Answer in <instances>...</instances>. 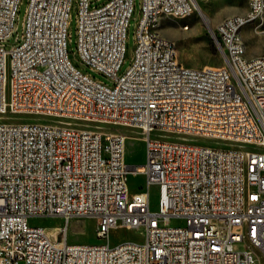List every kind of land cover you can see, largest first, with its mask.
I'll return each mask as SVG.
<instances>
[{"label": "built area", "instance_id": "2783aa9c", "mask_svg": "<svg viewBox=\"0 0 264 264\" xmlns=\"http://www.w3.org/2000/svg\"><path fill=\"white\" fill-rule=\"evenodd\" d=\"M20 1L0 0V264H264V57H247L241 30L264 0L209 29L222 65L202 69L182 66L160 32L197 0H139L122 74L134 0H27L17 38ZM73 3L84 72L67 49ZM121 128L141 133L142 164L125 162ZM47 216L93 218L104 242L68 243L65 227L59 247L28 223ZM116 228H142L143 240L110 245Z\"/></svg>", "mask_w": 264, "mask_h": 264}, {"label": "rangeland", "instance_id": "374dc122", "mask_svg": "<svg viewBox=\"0 0 264 264\" xmlns=\"http://www.w3.org/2000/svg\"><path fill=\"white\" fill-rule=\"evenodd\" d=\"M108 0H100L97 3L103 4ZM198 12L187 18L186 20H176L172 18L163 17L160 25L161 34L168 40L175 44L177 60L186 68L202 69L204 67H218L222 65V61L218 56L210 36L209 29L214 30L215 26L222 19H227L233 16L244 15L248 9L247 0H197ZM27 7V0H21L19 4L16 36L21 35V26ZM139 0H134V9L132 19L129 22V28L126 41V55L125 61L121 67L119 74L124 73L131 64L134 50V35L139 18ZM76 4L73 3L69 26L67 29V49L69 52V59L74 66H78L83 72L84 68L79 65L76 54L77 42V23H76ZM188 25V31H182V26ZM264 16L262 19L245 27L242 31V37L246 49L247 57L263 56L264 57ZM94 76V75H93ZM95 78L102 80L105 84L111 85L99 76ZM27 120L28 122H47L49 119L38 116H9V122H21ZM105 128V127H103ZM107 130L112 128L107 127ZM118 131L124 133L127 138V148L125 159L128 165H140L144 161V142L139 131L131 128H121ZM157 134H152L155 137ZM179 139L180 137H173ZM187 140L203 145H213L215 141L205 140L202 138L187 137ZM192 142V141H191ZM217 147V146H216ZM143 182V179L138 177L130 180L129 186L135 190L137 186ZM158 191L156 188L150 190V209L155 211L157 209ZM28 223L32 226H43L53 239L60 241L57 246L63 245L61 238L62 233L59 229L65 228L67 231L68 243H85V244H100L104 241L97 236L96 221L90 217H76L71 218L67 224L61 217H30ZM170 226H182L184 221L181 219H170L167 223ZM132 240L141 242L143 240L142 228L127 229L116 228L109 232V243L114 245L122 241Z\"/></svg>", "mask_w": 264, "mask_h": 264}, {"label": "bare ground", "instance_id": "6f19581e", "mask_svg": "<svg viewBox=\"0 0 264 264\" xmlns=\"http://www.w3.org/2000/svg\"><path fill=\"white\" fill-rule=\"evenodd\" d=\"M263 16H264V10H257L255 13V21L262 19ZM241 17H244V15L233 16V17L225 19V21H235L237 18H241ZM167 18H172L176 20H184V17L181 15H169L167 16ZM248 25H249V22H241V30H243ZM243 48H245L244 41H243Z\"/></svg>", "mask_w": 264, "mask_h": 264}, {"label": "crops", "instance_id": "0c3cea01", "mask_svg": "<svg viewBox=\"0 0 264 264\" xmlns=\"http://www.w3.org/2000/svg\"><path fill=\"white\" fill-rule=\"evenodd\" d=\"M125 147L127 148V142H126ZM125 154H126V149H125ZM125 162L127 163L126 159H125ZM142 163H143V162H142ZM138 177L142 178L141 176H138ZM138 177H136V178H138ZM131 179H133V178H130V180H131ZM142 179H143V178H142ZM130 180H129V182H130ZM142 185H143V182L140 183V184L137 186V188H136L135 190H132L131 187L129 186V191H130V193H135V192H137V191L139 190V188H140Z\"/></svg>", "mask_w": 264, "mask_h": 264}]
</instances>
